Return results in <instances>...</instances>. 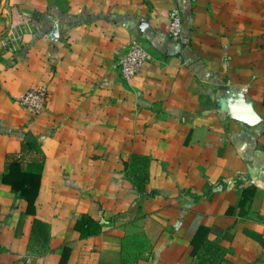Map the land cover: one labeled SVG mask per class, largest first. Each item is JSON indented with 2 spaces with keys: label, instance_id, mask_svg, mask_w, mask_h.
<instances>
[{
  "label": "crops",
  "instance_id": "obj_1",
  "mask_svg": "<svg viewBox=\"0 0 264 264\" xmlns=\"http://www.w3.org/2000/svg\"><path fill=\"white\" fill-rule=\"evenodd\" d=\"M0 264H264V0H0Z\"/></svg>",
  "mask_w": 264,
  "mask_h": 264
},
{
  "label": "built area",
  "instance_id": "obj_2",
  "mask_svg": "<svg viewBox=\"0 0 264 264\" xmlns=\"http://www.w3.org/2000/svg\"><path fill=\"white\" fill-rule=\"evenodd\" d=\"M183 25L180 12L172 10L168 15V36L172 40H179ZM149 60L148 52L139 44H133L129 50L118 60L116 68L124 80L136 77ZM48 91L45 86L29 89L16 96L15 102L24 110L38 114L45 108Z\"/></svg>",
  "mask_w": 264,
  "mask_h": 264
},
{
  "label": "trees",
  "instance_id": "obj_3",
  "mask_svg": "<svg viewBox=\"0 0 264 264\" xmlns=\"http://www.w3.org/2000/svg\"><path fill=\"white\" fill-rule=\"evenodd\" d=\"M31 146L29 144L23 143L22 144V151L21 155L26 153ZM7 159L9 160L10 164L7 168V173L3 177L5 183L11 186V189L15 192H18L23 199L27 201L28 207L27 210L29 213L33 212V200L32 196L34 193V189L39 180V174L35 172L26 171L21 166V157L16 156H8ZM14 173L19 174L17 175L19 181L17 179H13ZM45 225L38 220H34L32 224V232L41 231Z\"/></svg>",
  "mask_w": 264,
  "mask_h": 264
},
{
  "label": "rangeland",
  "instance_id": "obj_4",
  "mask_svg": "<svg viewBox=\"0 0 264 264\" xmlns=\"http://www.w3.org/2000/svg\"><path fill=\"white\" fill-rule=\"evenodd\" d=\"M32 172H33V171H32ZM17 175H19V174L14 173L13 179H17V180L19 181Z\"/></svg>",
  "mask_w": 264,
  "mask_h": 264
}]
</instances>
